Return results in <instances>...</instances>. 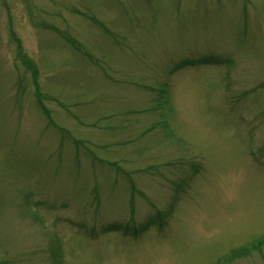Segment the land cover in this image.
Listing matches in <instances>:
<instances>
[{
	"label": "rangeland",
	"instance_id": "1",
	"mask_svg": "<svg viewBox=\"0 0 264 264\" xmlns=\"http://www.w3.org/2000/svg\"><path fill=\"white\" fill-rule=\"evenodd\" d=\"M0 264H264V0H0Z\"/></svg>",
	"mask_w": 264,
	"mask_h": 264
},
{
	"label": "trees",
	"instance_id": "2",
	"mask_svg": "<svg viewBox=\"0 0 264 264\" xmlns=\"http://www.w3.org/2000/svg\"><path fill=\"white\" fill-rule=\"evenodd\" d=\"M203 63H204V64H205V63H210V61H208V62H206V61L204 62V61H203Z\"/></svg>",
	"mask_w": 264,
	"mask_h": 264
}]
</instances>
